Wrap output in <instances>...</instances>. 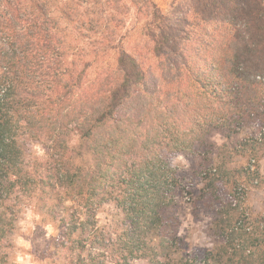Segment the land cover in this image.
Wrapping results in <instances>:
<instances>
[{
	"label": "trees",
	"instance_id": "16d2710c",
	"mask_svg": "<svg viewBox=\"0 0 264 264\" xmlns=\"http://www.w3.org/2000/svg\"><path fill=\"white\" fill-rule=\"evenodd\" d=\"M122 1V9H128ZM173 3L169 13L154 4L146 25L144 33L153 40L156 57L153 67L119 50L113 37L101 30L95 53L118 49L115 68L98 66L90 72L86 66L73 82V75L62 80L67 50L58 28L60 17H52L39 0H0V194L30 185L16 147L22 127L18 114L24 110L29 126L55 142L56 168L49 171L45 186L56 185V177L70 197L83 200L88 213L116 198L126 217V262L143 257L158 263L180 240L174 218L165 215L180 179L160 156L162 139L184 150L194 147L191 138L198 135V126L234 123L235 129H242L255 123L260 134L248 137L245 147L250 145L256 158L264 153V0ZM95 4L112 8L103 0ZM153 111L160 130L146 126ZM192 120L198 126L192 127ZM70 123L78 124L82 145L93 154L92 167L75 163L69 154ZM256 165L242 172L247 180L257 173L258 160ZM213 180L209 186L215 189ZM238 196L234 194V206L220 209L231 228L230 240L220 249L231 250L232 259L241 264H264V214H246ZM8 224L1 211L0 241ZM154 237L158 242L152 243ZM4 259L0 252V264ZM92 259L91 264H105Z\"/></svg>",
	"mask_w": 264,
	"mask_h": 264
},
{
	"label": "rangeland",
	"instance_id": "374dc122",
	"mask_svg": "<svg viewBox=\"0 0 264 264\" xmlns=\"http://www.w3.org/2000/svg\"><path fill=\"white\" fill-rule=\"evenodd\" d=\"M39 1L52 17H60L58 28L67 50L64 66L67 72L62 80L73 75L75 82L86 66L90 72L98 66L115 68L118 49L105 51V55L100 56L95 53L98 41H102L97 35L101 30L113 37V44L120 47L119 50H126L145 61L148 68L153 67L156 57L153 40L144 33L146 25L153 18L155 6L169 13L175 0H125L128 9H122V0H103L111 4V10L110 7L100 9L96 0ZM68 15L69 19H65ZM73 30L78 31L77 35L72 34ZM77 46L81 52L74 51ZM3 72L0 66V76ZM149 113L153 119H147L146 126L158 128L157 113ZM18 116L22 127L16 136V147L21 151V162L30 185L26 188L19 184L11 193L0 194L3 203L0 212L9 220L7 234L0 241L5 264H91L92 258L103 259L105 264H241L238 258L232 259L231 250L220 249L230 240L227 232L231 230L220 209L224 204L223 208L234 206L236 193L246 214L251 213L253 217L264 214V153L256 158L250 154V145L245 147L248 137L260 134L257 124L242 129H235L234 123L199 127L192 120V127L198 126V135L193 133L194 137H190L194 147L177 150L166 139L160 141V156L180 179L174 204L165 212L172 220L174 218L173 225L180 240L169 255L159 256L158 263L143 257H130L126 262L123 259L127 254L123 249L126 217L116 198L102 203L89 215L83 200L70 197L65 185L57 182L56 177L53 179L56 185L45 186L49 171L53 173L56 168L55 142L29 126L26 111L22 110ZM185 124L191 126L189 122ZM67 129L69 154H74V162L92 167L93 154L82 145L78 124L70 123ZM257 160V173L247 180L242 172L247 168L254 170ZM211 180L216 181L215 189L209 186ZM242 215L244 222L245 215ZM151 240L158 242L155 237Z\"/></svg>",
	"mask_w": 264,
	"mask_h": 264
}]
</instances>
